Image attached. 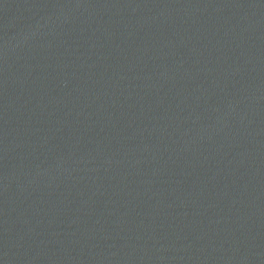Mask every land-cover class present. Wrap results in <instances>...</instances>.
Instances as JSON below:
<instances>
[{"label": "water", "instance_id": "1", "mask_svg": "<svg viewBox=\"0 0 264 264\" xmlns=\"http://www.w3.org/2000/svg\"><path fill=\"white\" fill-rule=\"evenodd\" d=\"M0 264H264V0H0Z\"/></svg>", "mask_w": 264, "mask_h": 264}]
</instances>
